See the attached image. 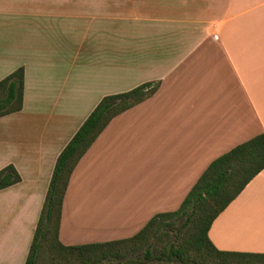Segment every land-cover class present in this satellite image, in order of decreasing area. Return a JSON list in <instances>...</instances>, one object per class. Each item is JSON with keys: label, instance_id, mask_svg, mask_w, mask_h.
I'll use <instances>...</instances> for the list:
<instances>
[{"label": "crops", "instance_id": "0c3cea01", "mask_svg": "<svg viewBox=\"0 0 264 264\" xmlns=\"http://www.w3.org/2000/svg\"><path fill=\"white\" fill-rule=\"evenodd\" d=\"M20 67L22 110L0 117V170L20 176L0 190V264L25 263L56 159L105 96L159 83L73 170L65 246L132 237L264 134V0H0V80ZM207 235L219 251L264 253V170Z\"/></svg>", "mask_w": 264, "mask_h": 264}, {"label": "trees", "instance_id": "16d2710c", "mask_svg": "<svg viewBox=\"0 0 264 264\" xmlns=\"http://www.w3.org/2000/svg\"><path fill=\"white\" fill-rule=\"evenodd\" d=\"M158 86L150 82L105 96L90 112L56 159L24 264H264V253L219 251L207 235L215 218L264 170V134L213 160L177 210L153 216L132 237L74 246L60 242L63 199L76 165L113 118L151 97ZM23 91L22 67L0 80V117L22 110ZM19 181L13 166L0 170V190Z\"/></svg>", "mask_w": 264, "mask_h": 264}, {"label": "rangeland", "instance_id": "374dc122", "mask_svg": "<svg viewBox=\"0 0 264 264\" xmlns=\"http://www.w3.org/2000/svg\"><path fill=\"white\" fill-rule=\"evenodd\" d=\"M122 178V177H121ZM102 182V181H101ZM86 188H83V190L79 193L82 197H85L87 195H89V192L85 191ZM106 188H104V186H102L101 188L98 189V193L95 192V194H106ZM180 223H177L173 228H172V233H175V230L179 227ZM171 233V234H172Z\"/></svg>", "mask_w": 264, "mask_h": 264}]
</instances>
